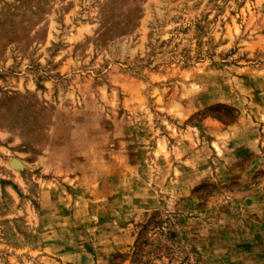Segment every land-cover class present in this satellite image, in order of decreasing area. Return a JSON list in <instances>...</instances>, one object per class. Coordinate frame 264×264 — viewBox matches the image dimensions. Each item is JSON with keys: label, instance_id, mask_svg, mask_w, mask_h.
<instances>
[{"label": "rangeland", "instance_id": "374dc122", "mask_svg": "<svg viewBox=\"0 0 264 264\" xmlns=\"http://www.w3.org/2000/svg\"><path fill=\"white\" fill-rule=\"evenodd\" d=\"M0 264H264V0H0Z\"/></svg>", "mask_w": 264, "mask_h": 264}]
</instances>
